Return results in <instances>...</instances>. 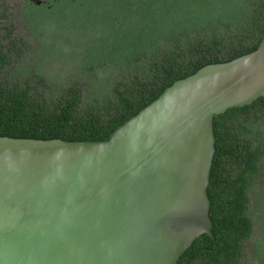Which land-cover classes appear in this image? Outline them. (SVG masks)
Segmentation results:
<instances>
[{
    "label": "trees",
    "instance_id": "obj_1",
    "mask_svg": "<svg viewBox=\"0 0 264 264\" xmlns=\"http://www.w3.org/2000/svg\"><path fill=\"white\" fill-rule=\"evenodd\" d=\"M49 1L0 0V136L109 139L177 80L264 36V0ZM214 128L212 234L178 264H252L257 235L264 248V96Z\"/></svg>",
    "mask_w": 264,
    "mask_h": 264
},
{
    "label": "water",
    "instance_id": "obj_2",
    "mask_svg": "<svg viewBox=\"0 0 264 264\" xmlns=\"http://www.w3.org/2000/svg\"><path fill=\"white\" fill-rule=\"evenodd\" d=\"M262 96L264 36L177 80L109 139L0 136V264H178L212 234L214 117Z\"/></svg>",
    "mask_w": 264,
    "mask_h": 264
},
{
    "label": "flooded vegetation",
    "instance_id": "obj_3",
    "mask_svg": "<svg viewBox=\"0 0 264 264\" xmlns=\"http://www.w3.org/2000/svg\"><path fill=\"white\" fill-rule=\"evenodd\" d=\"M34 1H36V3H38L37 0H34ZM39 1H41V3H38V4L50 2L49 0H39ZM256 234H260V233H256ZM260 240H261V236L257 235L256 236V242L250 244L251 249H252V254H251L252 264H264V248L258 247V245H257V243ZM263 246H264V243H263Z\"/></svg>",
    "mask_w": 264,
    "mask_h": 264
},
{
    "label": "rangeland",
    "instance_id": "obj_4",
    "mask_svg": "<svg viewBox=\"0 0 264 264\" xmlns=\"http://www.w3.org/2000/svg\"><path fill=\"white\" fill-rule=\"evenodd\" d=\"M9 4H13L16 2H22V0H6Z\"/></svg>",
    "mask_w": 264,
    "mask_h": 264
}]
</instances>
